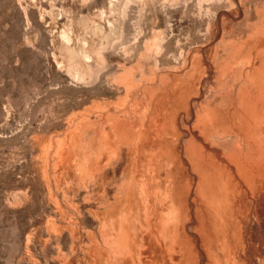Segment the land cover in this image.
Masks as SVG:
<instances>
[{
  "label": "rangeland",
  "instance_id": "rangeland-1",
  "mask_svg": "<svg viewBox=\"0 0 264 264\" xmlns=\"http://www.w3.org/2000/svg\"><path fill=\"white\" fill-rule=\"evenodd\" d=\"M104 1L105 0H0V264H112L111 262L113 261L111 262L108 261V259L113 260L112 257L109 258L110 254L108 253L106 254V261L103 256V253L100 252L102 255L100 253L98 254V251L100 249L103 250L101 248V246H103L101 235H103L104 232L108 233V238H109V241L111 242L110 244L112 248L115 246L114 245L115 242L117 244L120 241V239H123L122 238L123 236L121 235L119 236V232L121 231L120 229H122L123 231L122 235L124 234V232H126L125 237L129 233H132L131 231L133 230L134 231L132 233L133 235L129 234L127 236L128 238L127 237L125 238V240L127 239L128 243L124 240L125 243H123L124 241H122V243L119 244V248L117 245H116L117 247H115L116 249L118 248V250L122 254H124L122 256V259L115 257L116 255L114 256V250L111 251L110 246L108 247L110 248L108 249V251L110 250V252H112L111 253L112 255L110 256H114L115 259L117 260L116 262H118V263H115L114 261L113 264H120L122 262L124 264H129L128 262H126L125 255L129 254L130 252H131L130 254L132 253L134 254L133 255L134 261L133 260L132 261L135 264H139L140 262L137 263L138 262L137 259L139 258L138 253L140 251L143 253V251L145 250V247H146V250H145V253H146L147 249L149 250L153 246H156V247L159 246L160 257L164 260V262H166L167 259L168 260L172 259V261H170L171 263L167 261L166 264H172L173 261H174L173 264H187V263L192 264L193 258L194 260H195V257L196 259L198 258V260L204 259L205 253L207 254L208 253L207 251H209L208 248L211 250L212 246L210 244L211 246L210 247L207 242L208 241L213 242L217 239V237L216 238L214 237L215 233L217 235L221 232V236L219 238H222V233H224L223 232L224 229L222 227L224 223L221 224V222H223L221 221L222 220L221 218L225 217L226 214H216L214 212L207 211V212H202L204 213L202 215L200 212L199 214L200 216H196V214L198 215V213H196L195 211H192V210L188 211L185 208L183 209H173L172 208L170 209L171 211H169V208L166 205H164V207H167L165 208V210L167 209L166 211L164 210V207L162 206V209L161 207L150 209L151 211L149 212L152 213L150 215V213L147 211L149 209L146 206V204L148 205V203L146 202H148L147 196L149 192L147 190H145L146 192L144 191L145 188L142 187L143 183L142 185L140 184L141 182H143L144 179L146 180L148 177H150L148 179L162 178V180H164V177L166 176L167 172H168L167 174L169 175V171L171 167H175V168L176 166L181 167L177 164L174 166L168 163L166 167L167 169H164L163 166H165L166 164L159 159V154H160L159 152L163 148L161 146H165V142L163 141H165L167 137L168 139L170 138V141H172L171 138H173L174 142L172 143L169 142L170 144H168L167 147H169L170 150L175 152L176 150L175 149L176 148L175 139L176 138H182L181 136L183 135L186 136L188 134L189 135L195 134V133H192L193 132L192 127L194 129V124L192 125L191 122H193V120L195 119V117L193 116H195L196 113L194 109H192L191 106L188 105L189 103L188 101L192 93L195 92L196 90L189 89L187 85V83L190 84L192 80V79L190 80V76L187 78V76L190 75L191 73V71L187 69L193 68L194 72L196 71V69H198V71L200 70L199 72H197V74H202V75L200 76L196 74L197 75L196 78H201L205 76L207 71H209L208 67L210 65L208 64L211 61L209 57L210 53L208 51H204L205 53L201 51L199 49V45L206 44L208 42L209 34L213 31V28L216 26L215 21L212 19V16L210 15L211 13L209 14L205 13L206 5L204 4V2L202 1L201 6L199 7V5H197L196 0H184V1H187L188 3L192 2L189 4V6L183 0H181L182 2L179 1V4L177 3L178 0H144L145 4L142 2V4L140 3L141 5L138 4L137 6H136V3H133L132 5H130L131 7L129 6L130 9L128 8L129 12H127V15H126L128 19H126L125 17L126 21H124L125 24L123 27L124 32L127 30L126 31L127 33L125 32L124 35L126 34L125 36L129 38L128 40L126 38V41L132 42V44L126 43V45L124 46L123 45L117 46V48L119 47L118 50L117 48L116 49L113 48L109 50L107 49L106 52L108 53L110 51L111 53L109 52V54H112V55L105 53V50H104L103 56L106 55L104 56V58L106 57V61L107 60L109 61L107 62L105 61L106 63H96L94 65L95 67L94 66L92 67L91 78L87 81L82 82L81 80H77L73 78L66 71L62 70V68H60V66H58L55 61H53L52 56L55 51L54 48L57 47V45H60L63 43L66 44V42H64L65 40H61L62 38L60 39L58 38L60 31L62 32L65 29H66L65 30L66 33L68 32L67 35L69 36L72 44H78V42L80 43L79 40L83 39V36L78 34V29L82 28L84 23L90 20V17L91 18H93V16L98 17V13H93L94 11L93 8L100 9L103 6ZM183 2L186 5V7L184 4H182ZM195 3H196V6H195ZM179 5H182L183 7ZM143 6H146V7H143ZM196 7L198 8V11L199 10L201 11L198 12ZM184 8L186 10L185 12H184ZM202 10L205 12L202 13ZM142 11L144 12L142 13ZM199 13L200 14L202 13V15L200 16ZM90 14H92L93 16L92 15L90 16ZM203 14H206V15L203 16ZM211 23L214 25H212ZM207 24H210L212 26H209ZM153 28L156 30H154ZM206 29L207 31L210 29V31H208L209 33L206 31ZM135 32L136 33L138 32L136 36H135ZM164 33L165 34L167 33L166 34L168 35L167 38ZM205 33L208 35L206 36ZM76 34L79 35L81 38H79ZM132 34L134 36H132ZM158 36L163 37L162 42H163V39L165 41L169 37L171 38H169V40L166 41V45H165V42L162 43L160 54L158 53L159 56L158 54L150 55V52L148 50V45L152 41H154V39ZM133 43H134V46H133ZM130 46H133V49H131L129 52L123 53L122 47L129 48ZM188 46L192 50L191 52L189 51L190 49ZM192 46H194V48ZM163 47L164 49L166 48V50H164ZM180 49H182L184 52H182ZM113 50H114V53H113ZM133 50H135L136 52ZM197 50L199 51V53H201V54H197L200 57L196 55V52H198ZM180 51L182 53V57H180L181 55L179 56ZM140 52L143 54V55L141 54V56H143V60L145 57H147L145 58L144 61L141 60L142 58L140 57ZM186 52H188V54L191 53V55L187 56L188 62H186L184 67L182 66L185 69L184 70L180 64L182 62V58L186 57L187 55ZM194 53H195V57L197 56V58L194 57ZM134 54L137 56V58ZM169 54L171 57L169 56ZM156 55L161 58L158 59ZM173 55L175 58H173ZM152 56L154 57L156 56L157 59H155L154 57L152 58ZM107 58H110V59H107ZM123 58L125 59L127 58V60ZM179 58L181 59L179 60ZM190 58H192V60ZM221 58L223 57L221 56ZM153 59L154 61H151ZM177 59L179 61H176ZM199 59L201 60L202 63H199L200 61ZM205 59L209 61H206ZM128 60H131V61H128ZM155 60L157 61L155 62ZM195 61L198 63L197 66H199V68L198 67L195 68L197 64ZM126 62H127V65H126ZM148 62L150 64H148ZM154 62L155 64L158 62V64H156L155 66ZM204 62L205 63L207 62L206 65ZM190 63H192V66L193 65L194 66L193 67L190 66ZM136 65L138 66L136 67L138 70H140L141 67L142 69L144 68L145 70L143 69L144 70L143 71L141 69L142 72L140 73L137 70V73H136L135 68H133ZM173 65L176 68H174ZM108 66L111 67L112 69L109 68ZM120 66H122L124 70ZM154 66L156 67L155 72H154L155 69H153L155 68ZM169 66H171V68H167ZM157 67H159V70ZM161 68L163 69L160 70ZM173 68L176 70H173ZM98 69L100 70V72L103 69L102 72H105V73H102V72L100 73ZM204 69H206V71ZM109 70L113 72L109 73ZM145 71H146V74H145ZM171 71H174V72L177 71L176 74L173 72L175 76H173L174 74H172ZM179 71L181 73H179ZM98 72H99V75H98ZM162 72L164 73V75ZM169 72L171 75L170 77L168 76ZM151 73L152 74L154 73L155 75L152 78L150 77ZM186 73H189V74L186 76ZM94 75L95 77H97L98 75L97 77V80L99 79L98 81L93 80ZM123 75H126V77H122ZM140 75H142L141 78H139ZM144 77L147 79V82L146 80L143 81ZM154 77L157 79L154 80ZM166 77H168L169 79H167ZM171 77L173 79L175 78L174 81H171L173 80L171 79ZM177 77L180 79V82ZM185 77L189 80H186ZM159 78L162 81L161 80L159 81L158 80ZM112 80H114L116 83H114V81ZM88 81H90L91 83L92 81H94L95 83L93 82L94 84L91 85V83H88ZM165 81H169L168 82L169 84L173 83L174 92L173 90H171V92L168 91L169 96L167 94L166 96L164 95V93L167 92V90H169V87H168L169 84L166 88ZM181 81L183 82L188 81V82L181 83ZM154 82H156V84ZM193 82H194V79H193ZM151 83L153 85H151ZM158 83L160 84L158 85ZM163 83H165L166 89L160 88V85ZM217 83L218 84L217 85L214 84V86L215 85L218 86L220 82L218 81ZM133 84H137V89H136V85L133 86ZM174 85L177 86V89H176V86ZM184 85H187V86H184ZM128 86L130 87L133 86V87L130 89V87ZM152 86H156V87H153L152 89L154 90L151 92L152 89L149 87H152ZM124 88L126 90L129 89L128 92H126ZM144 88L147 89V91L144 90ZM148 88H149V91H148ZM158 88L161 89L162 92L159 91ZM142 91L144 93H142ZM149 92H151L150 94H153V99L155 100V101L152 100V103H150L151 105L150 104L147 105L148 103H143L145 102V100H148V98L151 99L152 95L150 96ZM155 93H159V94L161 93V94L160 95L158 94L156 96ZM154 94L156 97L154 96ZM147 95H148V98H147ZM174 96L175 98H178V99L180 98V100L176 99V101L173 102ZM170 97H172V99ZM167 98L169 100L171 99V103L169 102ZM141 101L143 105L145 104L147 105V106L145 105L146 109L144 108V106H140ZM148 102L150 101L148 100ZM130 105L131 107H129ZM159 105L160 107H158ZM136 106L137 107L140 106L141 108L142 107L143 108L140 110L139 109L140 107L137 109ZM148 106L149 108L152 107V109H154L156 114L151 113L153 110L152 109L148 110L147 109ZM169 106L171 107L170 108L171 110H169L168 112V109H165V108L166 107L169 108ZM172 106L174 107V109L172 108ZM154 107H157V108H154ZM130 108H132L133 110L132 109L130 110ZM158 109L161 111V112L159 111L160 114L158 112ZM137 110L140 111L139 114L142 116L141 117L142 119L140 118V115H139L137 119L139 123L133 122V126L136 128L133 127L130 129L129 127H131L130 123L132 122L131 119L133 117V116L131 117L133 113L131 114L130 111L131 112L134 111L135 112L134 115H135L138 113ZM164 110H167L168 114ZM150 114L151 115L153 114L152 116H154V118L156 119L150 120L151 119ZM176 114H179V115H176ZM146 115L149 117H147ZM155 115L157 117H155ZM175 115L177 117V118L175 117L176 120L173 117ZM116 116L118 117L117 119H120L121 117H123L121 120L123 122L125 121V123H127L128 121L127 123L128 126H126L127 124L125 126L128 129L127 130L128 133H130L131 131L129 135L125 133V135L122 138V142L119 140V137L116 132L112 134L111 132L110 133L107 132L108 130L112 131L110 129L115 130V127L113 125L116 124V121H117ZM146 117H147V122H146ZM165 117L166 119L171 118L170 121H175V122L166 121ZM110 118H114L115 120L110 119ZM161 118H163L165 121ZM185 118H188V119L190 118L189 119L190 122L187 119H186L187 120L186 122ZM81 119L82 121H79ZM180 119L182 120V122ZM87 121L88 123H86ZM149 121H150V124L151 123H155V124L153 125L151 124L152 125L151 126L148 124ZM179 121L181 123H179ZM109 123H112L113 125L112 124L110 125ZM135 123L138 125V127L136 126ZM143 123H145L143 126L148 124L149 129L147 128L146 130V126L144 127L145 129L141 127ZM162 123H163V127L165 126L164 129L168 127L166 128L167 132H163L166 135V136L164 135V138H163L165 140L161 139L162 134L160 135V132H159L162 130V127H161ZM167 123H169L168 124L169 126H167ZM171 123L177 124V127H176L178 129L177 133L179 132V129L181 133L177 134L175 132L177 130L176 128L172 130L171 128L175 126L173 125L172 127L171 125L170 127ZM90 124H92L91 126L94 128L96 126H97L96 128L101 126L98 129L95 128L97 132L99 131L98 132L99 136L97 135V132H95V129L94 128L92 129L90 127ZM186 124L188 125V128L186 127L187 126ZM86 125H88L89 127V129L87 130H86L87 128ZM108 125L110 127H108ZM139 126L141 127L143 131V132L141 131L142 133H140L139 131L141 129L137 130L138 133L136 131V129L139 128ZM157 127H159L160 129ZM154 129L156 131H154ZM187 129L190 130L189 133H187L188 132ZM101 130L102 132L103 130H105L106 133L103 132L104 133L103 134ZM153 132H156V133L159 132V135H160L159 138L161 140H159L158 136L156 137V133L152 134ZM182 132H183V135H181ZM108 133L109 135H107ZM173 133H176V134H173ZM105 134H106V137L108 136V142H107V139H104L106 138L104 137ZM110 135H112L113 137L112 136L110 137ZM147 135L149 138L147 137ZM114 136L115 137L117 136V138H114ZM140 137L141 139H144L145 141L141 140ZM155 137L158 139H156ZM109 138H113L111 140H116V142L114 141L115 142L114 143ZM128 139L131 141H129ZM136 140L137 141L139 140V141L136 143L135 142ZM109 141L111 143H109ZM141 141H143V143ZM146 141H148L147 144L145 143ZM104 142H107L109 144H105ZM149 143H151V145ZM116 144H117V147H115ZM133 144L135 147L133 146ZM157 145L159 146V148H161L160 150L157 149L158 147ZM113 147L116 149H114ZM150 147L152 148V150L150 149ZM142 148L143 150L147 148L145 149L146 151L144 150V153L141 152L143 150L140 151V149ZM148 150L149 151L151 150V151L147 152ZM128 151L131 153H129ZM137 151L139 153H137ZM91 152H92V155H91ZM115 153L116 155H114ZM136 154L137 156H135ZM142 155L143 156L146 155V157L145 156L141 157ZM153 155L155 159L158 158V162H156L157 160H155L154 158L153 159L151 158L153 157ZM107 156H109V158ZM111 156H112V159H114L112 161L110 158ZM116 156H118V158ZM86 157L87 158L89 157V159L88 160L85 159ZM148 159L151 162H148L149 161ZM79 160H81L82 162H79ZM143 160L145 162L142 164L144 166L146 164L147 166L150 163L148 167L150 166L149 168H151L153 166L152 169L149 170L147 167L146 168L143 167L142 164H141L142 166L141 167L139 164L143 162ZM153 160L156 162V164ZM135 162H136V165H135ZM159 162L161 165L163 164L162 166L163 169H161L162 168L161 165L158 164ZM78 163L80 164V166ZM75 164L76 166L72 167ZM77 165L79 168H77ZM103 165H108V166H103ZM184 165H185V162H184ZM186 165L184 166L185 169H186ZM86 166H87V169H86ZM154 166L155 167L159 166L160 168L159 167L154 168ZM187 166H190V165L188 164ZM132 167H133V170H131ZM74 168H77L78 170L80 169V171H78L79 173L76 172V169ZM142 168L148 169L149 170L148 172H150L149 173L150 176L148 175V173H146V171L143 172L145 169L141 170ZM73 170H75V172ZM135 170L136 172L132 173V171H135ZM153 170H157V171H153ZM159 171H161L162 173ZM140 173H143V176H141ZM168 175L167 177H165L166 179L168 178ZM133 177L134 178L136 177V179L133 180ZM124 180H126V182ZM86 181L88 183H86ZM130 182H133V183H130ZM125 183H126V186H124ZM106 186L108 187V189ZM165 188H166L165 185H161L160 187L154 189L155 191L158 192L157 194L158 196L160 195L159 198L161 197L160 199L162 200H166V194H167L166 189L167 188L166 189ZM107 190L109 192H107ZM185 191L181 193L183 200H185L186 197L189 196L188 192H185ZM103 192L107 196L105 195L103 197L104 195ZM143 192L145 195L147 193L146 197H143L145 196L143 195ZM127 195L130 198L128 197L126 199ZM90 197H91V200H90ZM66 198H68L67 201H66ZM132 198H134V201L132 200ZM101 200H104L105 203L108 200L107 202L109 203H106L105 205L104 201H101ZM116 200H117V203H116ZM64 201L67 203V205L66 203H64ZM101 202H103L102 204H104V206H101L102 205ZM163 203H165V201H163ZM111 204L114 206H112ZM105 207H106V210H105ZM122 207L124 208L126 207L125 210H123L124 208L122 209ZM129 210L132 213V215L129 214L130 213ZM168 212H171V213L168 214ZM175 212L177 213L175 214ZM125 213L129 214V215L126 214L127 216H125L126 221L128 223H126L124 219H123L124 221L122 220L123 218L122 216ZM137 213H138V216H137ZM145 213L146 214L148 213L147 217L152 216V218L150 219L149 217L148 220L146 221L147 217H145L146 216ZM177 214H180V215H177ZM209 214L212 219L209 217ZM156 215L158 216V218L156 217ZM172 215L174 216L176 215L177 217L174 218V216ZM128 216L129 217L131 216L130 219L128 218ZM187 216L192 217V219L190 218V221H188L189 217L187 218ZM201 216H203V218ZM167 217L170 219L169 221L171 222V224L172 222L174 223L173 225L170 226L169 225L170 223L168 222V225H167L168 228L170 227V230H169V233H171L170 239L173 237V234H175V237L172 238L173 239L172 242L168 238L169 233L166 234L168 230L165 229V227H163L162 225L163 223H166L165 219L167 221ZM156 218L157 220L160 219L159 220L160 224L159 222H157ZM161 218L163 219L161 220ZM197 218L198 219L200 218L202 220L199 219L200 221L199 220L196 221ZM175 219L178 221L177 223ZM204 219L206 221L205 223H203ZM213 219L215 220L214 223L212 221ZM141 220L143 224L142 222L140 224ZM111 221H113L114 223ZM120 221L121 223H124V226L123 224L120 223ZM185 221L189 222L187 223L188 225L186 224ZM191 222H192V225H191ZM47 223L48 225H46ZM146 223L149 227L146 225ZM178 223L179 225H182L184 229L181 228L179 225H177ZM196 223H198L200 229H203L204 226L206 228V230L205 228L203 230V232L205 231V234L201 233V236L203 235L205 238H207L208 234H211L212 231L215 232V233L213 232L214 235L212 233L207 238L208 240H205L203 236L202 237H200V235L198 236L197 234H199L201 230L198 229L199 228L197 227L198 225L195 226ZM216 223H218V225ZM119 224L121 226H119ZM106 225H108V227H106ZM128 225L130 226V229H128L129 228ZM141 225H144V226H141ZM159 225L163 228L160 229ZM202 225H203V228H201ZM112 226H115V228ZM139 226L142 227L143 229L139 228ZM154 226H156L155 231H154ZM212 226H218L215 228H218L219 231L213 228ZM110 227H112L113 229L112 228L110 229ZM104 228L105 229L107 228L109 232H107V229L105 230ZM123 228H126V229L123 230ZM175 228L181 231H177L175 233L176 231ZM146 229H148V232ZM185 229H186V233H188L187 235H183L185 233L184 232ZM196 229L197 231H199V233L198 232L196 233V231H194ZM101 230L103 232H101ZM113 230L115 233H118V234H115V233L113 234ZM135 230L137 231V233L135 232ZM161 231L164 232L163 236L160 235ZM109 233H112L113 235L116 236V238H114L115 240L112 238L113 236L111 237V239H113L114 242L113 240L110 239V236H109L112 234H109ZM134 235H136L137 237H135ZM140 235H142L143 238ZM160 236L163 238L161 239ZM154 238H156V240ZM186 238H188L191 241V243ZM140 239H142L143 244ZM144 239L146 241H143ZM198 239H201V241H206V246L204 244L205 242L202 243ZM134 240L136 241L134 242ZM173 241H175V243H173ZM148 242L152 246L148 245ZM165 242L166 243L169 242V244L168 243L164 244ZM170 242L172 245L170 244ZM200 242H201V245H200ZM121 244H122V247L120 246ZM139 244H140V247L143 245L142 247L144 248L142 247H141L142 249L138 248ZM190 244L192 247L189 246ZM169 245H171L172 247ZM179 245L180 247H178ZM183 245H184L183 250L186 251V249H188L189 252L188 251L182 252L181 246L183 247ZM123 246L124 247L129 246L130 249H128V247L126 249L130 250V252L124 249ZM133 246H136V247H133ZM204 246L207 248H204ZM162 247H164L165 249ZM193 247H196V248H193ZM122 249L124 251H122ZM177 249L179 253L181 252V254L182 255L184 254L185 256L183 255L181 257V254L177 252ZM190 249H193V251L195 249V252L192 253L191 252L192 250ZM202 249L204 251H202ZM118 250L117 252H119ZM197 251L200 254L198 253L196 254ZM117 252L115 251V254H117L118 256ZM167 252L168 254L169 253L170 254L168 255ZM172 252H174L175 254L177 253V255L173 254ZM121 253L120 255H122ZM190 253L196 256L191 255ZM168 256L169 257L171 256V258H169ZM180 257L184 258L185 260L181 259ZM187 257L189 258L191 257V258L187 259ZM120 260L121 261L123 260V261L121 262ZM175 260L176 261L178 260L179 262L177 261L178 263H176ZM181 260H183V262H181ZM103 262H108V263H103Z\"/></svg>",
  "mask_w": 264,
  "mask_h": 264
},
{
  "label": "bare ground",
  "instance_id": "bare-ground-1",
  "mask_svg": "<svg viewBox=\"0 0 264 264\" xmlns=\"http://www.w3.org/2000/svg\"><path fill=\"white\" fill-rule=\"evenodd\" d=\"M179 1L182 2L181 0H178V4H179ZM184 1V0H183ZM197 1V5H199V7L201 6L202 4V1L204 2V4L206 5V9L205 11L202 10V13L205 12L207 14L211 13L210 15L212 16V19L215 21V27L213 28V31L209 34V39H208V42L206 44H202V45H199V49L201 51H208L210 54V62L208 65H210L208 68H209V71H207L206 75L201 77V78H196L197 75H202V74H197L198 69H196V73L193 71L194 69L193 68H190V69H187L189 71H191L190 75H188L189 73H186V76L187 78L190 76V84L187 83L189 89H195L196 91L192 93L191 97L189 98V103L188 105L191 106L192 109H194L195 111V121L193 119V122H191V124L193 125L194 124V129L192 127V130L193 132L192 133H195L194 135L192 134H188L186 136L183 135V132L181 135L182 138H176L175 141H176V145H175V152H173L172 150H170L168 146V144L174 142L173 138L172 141H170V138L165 140L163 139L164 138V135L165 133L163 132H167V129L168 127H166L164 129L163 127V123H162V130L159 131L160 132V135H161V139L162 140H165L163 142H165V146H161L163 147L162 150L159 152V150L161 148H159V144L160 142H158L157 144V149L158 152L160 153L159 154V159L164 162L165 166H163V164L161 165L160 162L158 163L159 165H161V167L163 166L164 169H167V164L170 163L171 165H179L181 167H178L176 166L175 167H171L170 168V171H169V175L166 173V176L168 175V178L166 179L164 177V180H162V178H159V179H148L150 177H148L145 181L143 180V182H141L140 184L142 185L143 183V186L145 190H147L149 192L148 196H147V193L146 195L144 194L143 192V197H148V205L146 204V206L148 207L149 210H147L148 212L151 211L150 209H155V208H158V207H161L162 209V206L164 207V205H166L168 208H169V211H171L170 209H187L188 211L192 210V211H195L196 213H198V215L196 214V216H200V212H201V215L204 214L202 212H207V211H211V212H214L216 214H226L225 217H222L221 221V224L224 223V225L222 226L223 227V232L222 233V238H219L221 236V232L219 234L216 235V233L214 231H212V233L214 232L215 233V238L217 237V239L215 241H211V242H207L210 246L211 244V250L208 248L209 251H207L208 253L206 254L205 253V258L204 259H200L198 260V258L196 259L195 257V260L193 258V261H192V264H264V0H196ZM142 2L144 3V0H105L104 1V4L103 6L100 8V9H97V8H93L94 11L93 13H98V17H95L93 16L92 14H90V16L92 15L93 18L90 17V20L86 23H84L83 27L78 29V34L79 35H82L83 36V39H80L81 38L79 35H77L79 38L78 40L80 41V43L78 42V44H72L71 41H70V38L69 36L67 35L68 32L66 33V29L63 30L62 32L60 31V34H59V39L62 38L61 40H65L64 42H66V44H60V45H57V47L54 48V53H53V61H55L57 63L58 66H60V68H62V70L66 71L69 75H71L73 78L77 79V80H81L82 82L83 81H87L91 78L92 76V67L96 64V63H106V57L104 58V55L103 56V51L105 50V53H107V49H113V48H117V46H124L127 44H132V42H128L126 41V34L124 35V33L127 31H123V27H124V21H126V19H128L126 17L127 15V12L128 11V8L130 9V5H132L133 3H136V6L139 4L141 5ZM167 2V1H166ZM174 2V1H173ZM185 3H187V5L189 6L190 3H188L187 1H184ZM184 2L182 4H184ZM194 2V1H193ZM207 2V3H205ZM141 3V4H140ZM176 3V1H175ZM145 4V3H144ZM66 5V4H65ZM154 5V4H153ZM185 5V4H184ZM67 6V5H66ZM130 6V7H129ZM179 6H182V5H179ZM195 6H196V3H195ZM194 6V7H195ZM143 7H146V6H143ZM183 7V6H182ZM186 7V5H185ZM215 7V8H214ZM69 8V7H67ZM142 8V7H141ZM197 8V7H196ZM221 8V9H219ZM144 9V8H143ZM147 9V8H146ZM187 9V8H186ZM204 9V8H203ZM67 10V9H66ZM65 10V11H66ZM138 11V10H137ZM185 8H184V12H185ZM197 11H198V8H197ZM201 11V10H199ZM198 11V12H199ZM67 12V11H66ZM144 11H142L143 13ZM70 13V12H69ZM202 13L200 14V16L202 15ZM132 15V14H131ZM206 15V14H203V16ZM69 16V15H68ZM142 16V14H141ZM126 17V19H125ZM144 17V16H143ZM142 17V18H143ZM199 17V15H198ZM206 18V17H205ZM208 19V18H207ZM141 20V19H140ZM212 21V20H211ZM69 22V21H68ZM210 22V20H209ZM208 23V22H207ZM71 24V23H70ZM127 24V22H126ZM134 24V23H133ZM136 24V23H135ZM158 24V23H157ZM212 24V23H211ZM209 26H212L210 24H207ZM73 26V25H72ZM135 26V25H134ZM170 26V25H168ZM64 27V25H63ZM207 27V26H206ZM205 27V28H206ZM72 28V27H71ZM78 28V27H77ZM155 28V27H154ZM153 28V29H154ZM73 29V28H72ZM71 29V30H72ZM125 29V28H124ZM136 29V28H135ZM166 29V28H165ZM61 30V29H60ZM140 30V29H139ZM156 30V29H154ZM68 31V30H67ZM137 31V30H135ZM207 31V29H206ZM210 31V29L208 30ZM207 31V32H208ZM140 32V31H139ZM161 32V31H160ZM163 32V31H162ZM166 32V31H165ZM206 32V33H207ZM70 33V32H69ZM127 33V32H126ZM138 33V32H137ZM137 33L135 32V36L137 35ZM168 33V32H167ZM166 33V34H167ZM200 33V32H199ZM205 33V34H206ZM209 33V32H208ZM165 34V33H164ZM165 34V35H166ZM203 34V35H205ZM56 35V34H55ZM159 35V34H158ZM164 35V36H165ZM208 34H206L207 36ZM129 36V35H128ZM132 36H134L132 34ZM139 36V34H138ZM137 36V37H138ZM162 36V35H161ZM161 36H158L154 39V41H152L149 45H148V50L150 52V55L152 54H160V50L162 48V43L165 42V45H166V41L169 40V37L167 40L164 41L163 39V42H162V38ZM168 35H166V38H167ZM201 36V35H200ZM199 36V37H200ZM75 37V36H74ZM136 37V38H137ZM133 38V37H132ZM146 38V37H145ZM129 38H127L128 40ZM206 39V38H205ZM77 40V41H78ZM138 41V40H137ZM205 41V40H204ZM62 43V42H61ZM137 43V42H136ZM177 43V42H176ZM205 43V42H204ZM59 44V43H58ZM186 44V43H185ZM189 44V43H188ZM145 45V44H144ZM169 45V44H168ZM56 46V45H55ZM133 46H134V43H133ZM133 46H130L129 48L128 47H122V50H123V53L124 52H129L131 49H133ZM138 46V45H137ZM136 46V47H137ZM186 46V45H185ZM184 46V47H185ZM197 46V45H196ZM132 47V48H131ZM189 47V46H188ZM194 48V46H192ZM119 48V47H118ZM117 48V50H118ZM192 48V49H193ZM164 49V47H163ZM162 49V51H163ZM183 49V48H182ZM182 49H180L182 52H184ZM190 49V47H189ZM121 50V49H120ZM166 50V48L164 49ZM112 51V50H111ZM135 51V50H133ZM138 51V50H137ZM141 51V49H140ZM173 51V50H172ZM180 51V53H181ZM190 52L192 51L191 49L189 50ZM196 51V50H194ZM198 51V50H197ZM110 52V51H109ZM109 52L107 54H109ZM136 52V51H135ZM111 53V52H110ZM113 53H114V50H113ZM164 53V52H163ZM162 53V54H163ZM167 53V52H166ZM179 53V56L182 57V53L180 54ZM205 53V52H204ZM119 54V53H118ZM138 54V53H137ZM141 52H140V57L142 58L141 60H143V56H141ZM158 54V56H159ZM174 54V53H173ZM186 57H183L182 58V62L181 64V67L185 66L186 62L187 61V56L188 55H191L188 54V52H186ZM197 54H201L198 52H196V55ZM109 55H112V54H109ZM115 55V54H114ZM121 55V54H120ZM135 55V54H134ZM143 55V54H142ZM148 55V54H146ZM149 55V56H150ZM172 55V53H171ZM175 55V54H174ZM173 55V58H175ZM184 55V54H183ZM193 55V54H192ZM205 55V54H204ZM136 56V55H135ZM145 56V55H144ZM157 56V55H156ZM154 57L152 56V58L154 57L155 59H157V57ZM170 56V54H169ZM198 57H200L199 55H197ZM197 56L195 57V53H194V57L197 58ZM221 56L223 58H221ZM125 57V56H124ZM128 57V56H127ZM133 57V55H132ZM139 57V59H140ZM171 57V56H170ZM202 57V56H201ZM129 58V57H128ZM137 58V56H136ZM161 58V57H158V59ZM165 58V57H164ZM204 58V56H203ZM107 59H110V58H107ZM125 59V58H123ZM168 59V57H167ZM166 59V60H167ZM170 59V58H169ZM181 58H179L180 60ZM189 59V58H188ZM192 60V58H190ZM201 59V58H200ZM199 59V60H200ZM208 59V57H207ZM127 60V58L125 59ZM148 60V59H146ZM175 60V59H173ZM178 59L176 61H179ZM206 60V59H205ZM106 61V62H105ZM128 61H131V60H128ZM140 61V60H139ZM151 61H154L151 60ZM150 61V62H151ZM157 60H155L156 62ZM170 61V60H169ZM198 61V60H197ZM203 61V60H202ZM206 61H209V60H206ZM133 62V61H132ZM141 62V61H140ZM154 62V64H155ZM163 62V61H162ZM196 62V61H195ZM142 63V62H141ZM160 63V62H159ZM177 63V62H176ZM193 63V61H192ZM192 63H190V66H192ZM197 63V62H196ZM199 63H202L201 60L199 61ZM205 63V62H204ZM207 63V62H206ZM205 63V65H206ZM119 64V62H118ZM125 64V63H124ZM123 64V65H124ZM147 64V62H146ZM148 64H150L148 62ZM158 64V62L156 63ZM155 64V66H156ZM54 65V64H53ZM121 65V64H120ZM126 65H127V62H126ZM160 65V64H159ZM162 65V64H161ZM198 63L196 64L195 68L199 66H197ZM107 66V65H106ZM105 66V67H106ZM125 66V65H124ZM154 66V67H155ZM174 66V65H173ZM172 66V67H173ZM178 66V65H176ZM194 66V65H193ZM192 66V67H193ZM201 66V65H200ZM203 66V65H202ZM95 67V66H94ZM103 67V66H102ZM109 67V66H108ZM107 67V68H108ZM114 67V66H112ZM119 67V65H118ZM121 68H123L122 66H120ZM138 67L137 65L133 68H135L136 70V73H137V68ZM182 67V68H183ZM97 68V66H96ZM100 68V67H99ZM104 68V67H103ZM111 68V67H109ZM120 68V69H121ZM126 68V67H125ZM128 68V67H127ZM149 68V67H148ZM151 68V67H150ZM153 68V67H152ZM158 70H159V67H157ZM167 68H171V66L167 67ZM174 68H176L174 66ZM173 70H176L174 69ZM178 68V67H177ZM180 68V67H179ZM187 68V67H185ZM205 68V67H204ZM105 69V68H104ZM112 69V68H111ZM114 69V68H113ZM119 69V68H118ZM140 69V68H139ZM142 69V67H141ZM140 70H138V72H142ZM144 69V68H143ZM142 69V70H143ZM155 69L154 72L156 71V67L153 68ZM163 68H161L160 70H162ZM184 69V68H183ZM181 69V70H183ZM107 70V69H106ZM117 70V69H116ZM124 70V68H123ZM145 70V69H144ZM143 70V71H144ZM157 70V71H158ZM169 70V69H167ZM166 70V71H167ZM171 70V69H170ZM180 70V71H181ZM185 70V69H184ZM206 71V69H204ZM208 70V69H207ZM98 71L100 72V70L98 69ZM103 71V69H102ZM101 71V72H102ZM151 71V69H150ZM179 71V73H181ZM203 71V70H202ZM99 72H98V75H99ZM100 72V73H101ZM108 72V71H107ZM113 71L109 70V73H112ZM149 72V71H147ZM164 72V71H163ZM162 72V73H163ZM168 72V71H167ZM171 71L172 74H176L177 71ZM187 72V71H186ZM102 73H105V72H102ZM126 73V71H125ZM138 73V74H139ZM203 73V72H201ZM135 74V73H134ZM145 74H146V71H145ZM157 74V73H156ZM175 74L173 76H175ZM197 74V75H196ZM97 75V77H98ZM102 75V74H101ZM105 75V74H103ZM107 75V74H106ZM110 75V74H109ZM122 75V74H121ZM143 75V74H142ZM139 78H141V76ZM149 75V74H148ZM164 75V73H163ZM184 75V74H182ZM134 76V75H133ZM154 75V73L150 74V77L152 78ZM169 77L171 76L170 75V72H169ZM97 77H95L94 75V78L93 80L95 81H98L97 80ZM101 77V76H100ZM99 77V78H100ZM111 77V76H110ZM109 77V78H110ZM122 77H126V75H123ZM181 77V76H179ZM184 77V76H183ZM195 77V78H194ZM104 78V76H103ZM108 78V79H109ZM167 79H169L168 77H166ZM178 78V77H177ZM186 78V77H185ZM186 80H189L187 79ZM209 78V80H208ZM114 79V78H113ZM124 79V78H123ZM135 79V78H134ZM143 79V78H142ZM157 79L154 77V80ZM163 79V77H162ZM165 79V78H164ZM171 79H173L171 77ZM175 79V78H174ZM171 80V81H174ZM179 79V78H178ZM184 79V78H183ZM193 79H194V82H193ZM76 80V81H77ZM115 80V79H114ZM112 80V81H114ZM129 80V79H128ZM138 80V79H137ZM147 82V79L144 77V80ZM151 80V79H150ZM159 81L161 80L160 78L158 79ZM166 80V79H165ZM111 81V82H112ZM125 81V80H124ZM139 81V80H138ZM152 81V80H151ZM162 81V80H161ZM164 81V80H163ZM177 81V80H176ZM175 81V82H176ZM220 82L218 86H216L218 83L217 82ZM78 82V81H77ZM94 81H92V83L90 81H88V83H93ZM108 82V81H107ZM123 82V81H122ZM128 82V81H127ZM140 82V81H139ZM149 82V81H148ZM169 81H165L166 83V88L168 86V83ZM179 82H180V79H179ZM188 82V81H186ZM185 81H181V83H186ZM87 83V85H88ZM102 83V82H101ZM113 83V82H112ZM114 83H116L114 81ZM137 83V82H135ZM141 83V82H140ZM156 84V82H154ZM165 83L161 84L160 85V88H165ZM180 83V84H181ZM83 84V83H81ZM119 84V83H117ZM124 84V83H123ZM128 84V83H126ZM146 84V83H145ZM144 84V85H145ZM148 84V83H147ZM160 83H158L159 85ZM171 84V85H170ZM169 84V90H167V92L164 93V95L166 96V94L169 96V92H171V90H173L174 92V88H173V83H170ZM178 84V83H177ZM192 84V85H191ZM214 84H216L214 86ZM86 85V84H84ZM136 85V89H137V84H133V86ZM139 85V83H138ZM142 85V84H141ZM151 85H153L151 83ZM164 87H163V86ZM187 85H184V86H187ZM90 86V84H89ZM102 86V85H101ZM133 86H128L130 87V89L133 87ZM150 86V85H149ZM157 86V85H156ZM156 86H152V87H149V88H153V87H156ZM176 86V85H174ZM142 87V86H140ZM139 87V88H140ZM146 87V86H145ZM126 88V86H125ZM124 88V89H125ZM135 88V87H134ZM133 88V89H134ZM149 88H148V91H149ZM184 88V87H183ZM132 89V90H133ZM176 89H177V86H176ZM126 90V89H125ZM129 89L126 90V92H128ZM131 90V91H132ZM144 90L147 91V89L144 88ZM154 89L151 90V92L153 91ZM159 91H161V89L158 88ZM186 90V89H185ZM130 91V92H131ZM135 91V90H134ZM140 91V89H139ZM169 91V92H168ZM149 92V94L151 93ZM156 92V90H155ZM162 92V91H161ZM172 92V93H173ZM177 92V91H176ZM142 93H144L142 91ZM156 96L159 94V93H155ZM154 94V96H155ZM161 94V93H160ZM159 94V95H160ZM152 95V96H151ZM172 95V94H171ZM143 96V95H141ZM151 96V99L148 98V95H147V98L150 102H148V100H145V102L143 103H148L147 105H149L150 103H152V100L153 99V94H150ZM155 96V97H156ZM164 96V97H165ZM167 96V97H168ZM183 96V94H182ZM190 96V94H189ZM130 97V96H129ZM138 97V96H137ZM145 97V96H144ZM154 97V98H155ZM160 97V96H158ZM163 98V97H162ZM172 99V97H170ZM160 99V98H159ZM168 99V98H167ZM171 99L169 100V102L171 103ZM176 99L178 98H173V102L176 101ZM135 100V99H134ZM167 100V102H168ZM180 100V98L178 99ZM155 101V100H154ZM158 101V100H157ZM183 101V99H182ZM142 101H141V104L140 106H144V108L146 109V106L143 105ZM157 103V102H156ZM184 103V102H183ZM135 105V104H133ZM132 105V106H133ZM151 105V104H150ZM153 105V104H152ZM158 105V104H157ZM169 105V104H167ZM172 105V104H171ZM176 105V104H175ZM140 106H136L137 109L140 107ZM131 107V105L129 106ZM128 107V108H129ZM135 107V109H136ZM160 107V105L158 106ZM168 107V106H167ZM165 108V109H168V112L169 110H171L170 106L169 108ZM143 108V107H142ZM141 107L139 108L140 110L142 109ZM154 108H157V107H154ZM172 108L174 109V107L172 106ZM188 108V107H187ZM124 109V108H123ZM132 108H130L131 110ZM134 109V110H135ZM147 109H152L149 108V106L147 107ZM164 109V108H163ZM172 109V110H173ZM115 110V109H114ZM133 110V109H132ZM154 111V109H152ZM182 110V109H181ZM185 110V109H184ZM190 110V109H189ZM151 112V113H154L156 114V112ZM160 110L158 109V112ZM166 111L167 113V110H164ZM163 111V112H164ZM176 111V110H175ZM174 111V112H175ZM104 112V111H103ZM112 112V111H111ZM115 112V111H114ZM119 112V111H118ZM127 112V110H126ZM137 114L134 115V111L130 113L133 115H131L132 119H136L135 121L132 120L131 118V123H130V126L129 127L130 129L133 128V122H138L137 119L139 117V113L140 111L137 110ZM142 112V111H141ZM146 112V111H144ZM161 112V111H160ZM159 112V114H160ZM189 112V111H188ZM109 113V112H108ZM121 113V112H120ZM148 113V112H147ZM165 113V114H166ZM127 114V113H125ZM143 114V113H142ZM162 114V113H161ZM164 114V115H165ZM168 114V113H167ZM175 114V113H174ZM184 114V113H183ZM188 114V113H187ZM186 114V116H187ZM204 114V115H203ZM138 115V116H136ZM151 115V114H150ZM153 115V114H152ZM150 116V120L152 119H156L154 118V116ZM176 115H179V114H176ZM175 116L174 119H175ZM182 115V114H181ZM107 116V115H106ZM120 116V115H119ZM147 116V115H146ZM162 116V115H160ZM169 116V115H168ZM89 117V116H88ZM128 117V116H127ZM142 116L140 115V118ZM149 117V116H147ZM147 117H146V122H147ZM153 117V118H152ZM155 117H157L155 115ZM167 117V115H166ZM165 117V120L166 121H170V119H166ZM115 118V117H114ZM114 118H110V119H114ZM118 117L116 116V124L113 125L112 123H109L110 125L112 124L114 127H115V130L113 129H110L112 131H107V132H111L112 133H117L118 137H119V140L122 142V138L123 136L125 135V133H127L128 135L131 133H128L127 132V128L126 126H128V121L127 123H125V121L123 122L121 119L123 117H121L120 119H117ZM159 118V117H158ZM157 118V119H158ZM177 118V117H176ZM184 118V117H183ZM182 118V119H183ZM84 119V118H83ZM86 119V118H85ZM126 119V118H124ZM129 119V121H130ZM142 119V118H141ZM163 119V118H161ZM160 119V120H161ZM173 119V118H172ZM173 119V120H174ZM189 121L188 118H185V121L187 122V120ZM115 120V119H114ZM121 120V121H120ZM164 120V119H163ZM162 120V121H163ZM164 120V121H165ZM176 120V119H175ZM181 120V119H180ZM79 121H82L79 120ZM109 121V120H108ZM145 121V119H144ZM143 121V122H144ZM90 122V121H89ZM141 122V121H140ZM154 122V121H153ZM157 122V121H156ZM170 122H175V121H170ZM169 122V123H170ZM182 122V120H181ZM179 121V123H181ZM190 122V121H189ZM77 123V122H76ZM88 123V121L86 122ZM98 123V122H97ZM135 123V124H136ZM139 123V122H138ZM167 123V126H169ZM79 124V122H78ZM102 124V123H101ZM127 124V125H126ZM145 123L142 124L141 127H145L146 126V130L147 128L149 129V125H153L155 123H151L150 124V121L147 125L143 126ZM157 124V123H156ZM161 124V123H160ZM165 124V123H164ZM183 124V123H182ZM76 125V124H75ZM85 125V124H84ZM92 124H90V127L93 129L94 127L91 126ZM100 125V124H99ZM126 125V126H125ZM151 125V126H152ZM173 127V125L175 127L171 128L172 130H174V128L177 127V124H170V127ZM179 125V124H178ZM187 125V124H186ZM191 125V126H192ZM105 126V125H104ZM136 126L138 127V125L136 124ZM148 126V127H147ZM150 126V127H151ZM181 126V125H180ZM185 126V125H184ZM86 130L89 129L88 125H86ZM97 127V126H96ZM95 127V128H96ZM101 127V126H99ZM98 127V128H99ZM108 127H110L108 125ZM107 127V128H108ZM141 127L139 126V128L136 129V131L138 129H141ZM160 127V126H159ZM157 127V128H159ZM160 127V128H161ZM188 128V125L186 126ZM94 128V129H95ZM96 128V129H98ZM126 128V129H125ZM136 128V127H134ZM159 128V129H160ZM181 128V127H180ZM185 128V127H184ZM95 129V132H97ZM103 129V128H102ZM106 129V128H105ZM145 129V128H144ZM151 129V128H150ZM164 129V131H163ZM177 129V128H176ZM183 129V128H182ZM166 130V131H165ZM169 130V129H168ZM184 130V129H183ZM188 130V129H187ZM135 131V132H136ZM140 133H142V129L139 130ZM142 131V132H141ZM154 131H156L154 129ZM171 131V130H170ZM178 129L175 131L177 133ZM182 131V130H181ZM186 131V129H185ZM190 130H188L187 133H189ZM81 132V131H80ZM99 132V131H98ZM97 132V135L99 136ZM102 132V130H101ZM104 133L105 130H103ZM102 132V133H103ZM150 132V131H149ZM159 132L156 133V132H153L152 134H155L156 133V137L158 136L159 138ZM162 132V133H161ZM83 133V132H82ZM103 133V134H104ZM109 133L107 135H109ZM138 133V131H137ZM176 133H173V134H176ZM181 133L180 132V129H179V132L177 134ZM134 134V133H133ZM151 134V133H150ZM151 134V135H152ZM186 134V133H185ZM101 135V134H100ZM114 135V134H113ZM140 135V134H139ZM138 135V136H139ZM146 135V134H145ZM172 135V134H171ZM97 136V137H98ZM112 135H110L111 137ZM131 136V135H130ZM129 136V137H130ZM155 136V135H154ZM166 136V135H165ZM169 136V135H168ZM104 137H106V134L104 135ZM113 137V136H112ZM128 137V138H129ZM148 137V135H147ZM151 137V136H150ZM155 137V138H156ZM170 137V136H169ZM173 137V136H172ZM178 137V136H177ZM84 138V137H83ZM114 138H117V136ZM137 138V137H136ZM143 138V137H142ZM149 138V137H148ZM156 138V139H158ZM104 139H107V142H108V136ZM110 140L113 139V138H109ZM127 139V138H126ZM139 139V138H138ZM141 139V137H140ZM159 138V140H161ZM124 140V139H123ZM129 140V139H128ZM141 140H144V139H141ZM111 141H115L116 140H111ZM131 141V140H129ZM139 141V140H138ZM137 140L135 141L136 143L138 142ZM145 141V140H144ZM149 141V140H148ZM146 141L145 143L147 144ZM83 142V141H82ZM81 142V143H82ZM89 142V141H88ZM107 142H104L105 144H109L111 143L109 141V143ZM112 142V144H113ZM114 142V143H115ZM143 143V141H141ZM170 142V143H169ZM63 143V142H62ZM84 143V142H83ZM126 143V142H124ZM130 143V142H129ZM141 143V144H142ZM153 143V142H152ZM155 143V142H154ZM80 144V143H79ZM151 145V143H149ZM85 145V144H84ZM83 145V146H84ZM136 145V144H135ZM78 146V145H77ZM114 146V145H113ZM134 146V144H133ZM139 146V145H137ZM143 146V145H142ZM148 146V145H147ZM117 147V144L116 146ZM119 147V145H118ZM135 147V146H134ZM145 147V146H144ZM155 147V149H156ZM111 148V147H110ZM114 148V147H113ZM124 148V147H123ZM122 148V149H123ZM128 148V147H127ZM130 148V147H129ZM48 149V148H47ZM116 149V148H114ZM126 149V148H125ZM147 149V148H145ZM144 149V150H145ZM150 149L152 150V148L150 147ZM154 149V150H155ZM63 150V149H62ZM107 150V149H106ZM128 150V149H127ZM133 150V149H132ZM138 150V148H137ZM143 150L140 149V151ZM144 150L141 151L142 153H144ZM150 150V151H151ZM60 151V150H59ZM119 151V150H118ZM146 151V150H145ZM149 150L147 152H150ZM104 152V151H103ZM114 152V151H113ZM123 152V151H122ZM129 152V151H128ZM133 152V151H132ZM153 152V151H152ZM60 153V152H59ZM86 153V152H85ZM90 153V151H89ZM106 153V152H105ZM120 153V152H119ZM131 153V152H129ZM137 153H139L137 151ZM58 154V153H57ZM87 154V153H86ZM123 154V153H122ZM149 154V153H147ZM151 154V153H150ZM157 154V153H155ZM88 155V154H87ZM91 155H92V152H91ZM116 155V153L114 154ZM137 156V154L135 155ZM134 156V157H135ZM146 157V155H144ZM143 155L141 157H144ZM157 156V155H156ZM93 157V156H91ZM109 158V156H107ZM118 158V156H116ZM120 157V155H119ZM111 158V161L114 160L112 159V156L110 157ZM140 158V157H139ZM152 159L154 158V155L153 157H151ZM58 159V158H57ZM75 159V158H74ZM80 159V158H79ZM85 159H89V157L85 158ZM107 159V158H106ZM124 159V158H123ZM138 159V158H137ZM147 159V158H146ZM155 159V158H154ZM60 160V159H59ZM76 160V159H75ZM118 160V159H117ZM141 160V159H140ZM149 160V159H148ZM155 160H157L156 162H158V158H156ZM71 161V160H70ZM154 161V160H153ZM152 161V162H153ZM74 162V161H73ZM79 162H82L81 160H79ZM87 162V161H86ZM85 162V163H86ZM145 161L143 160V162H141L139 165L141 166L142 163H144ZM148 162H151L150 160ZM155 162V161H154ZM155 162V164H156ZM184 162H185V165L187 163V165L189 164L190 166H187L186 165V169H185V165H184ZM77 163V162H76ZM88 163V162H87ZM106 163V162H105ZM73 164V163H72ZM79 164V163H78ZM150 164V163H149ZM148 164V165H149ZM152 164V163H151ZM154 164V163H153ZM157 164V165H158ZM88 165V164H86ZM135 165H136V162H135ZM143 165V164H142ZM148 165L145 166L143 165V167H147L149 170L152 169L148 167ZM184 165V166H182ZM76 166L73 165L72 167ZM80 166V164H79ZM103 166H108V165H103ZM142 167V166H141ZM159 167V166H158ZM158 167H155L154 168H158ZM163 167L161 169H163ZM190 167V168H188ZM68 168V166H67ZM77 168L78 165H77ZM77 168H74L76 169V172L80 171V169L78 170ZM145 168H142L141 170L145 169ZM153 168V169H154ZM160 168V167H159ZM189 170H188V169ZM84 169V168H83ZM86 169H87V166H86ZM103 169V168H102ZM109 169V168H108ZM135 169V167H134ZM137 169V168H136ZM139 169V168H138ZM148 169H145L143 172L146 171V173H148V175L150 176V172H148L149 170ZM89 170V169H88ZM104 170V169H103ZM125 170V169H124ZM133 170V167L132 169ZM75 172V170H73ZM105 171V170H104ZM153 171H157V170H153ZM165 171V170H163ZM135 173V171H132V173ZM161 172V171H159ZM79 173V172H78ZM93 173V172H92ZM157 173V172H155ZM162 173V172H161ZM94 174V173H93ZM153 174V173H152ZM164 174V173H163ZM192 177H191V175ZM92 175V174H91ZM141 176H143V173H140ZM154 175V174H153ZM137 176V175H136ZM159 176V174H158ZM161 176V175H160ZM163 176V175H162ZM156 177V176H155ZM194 177V178H193ZM139 178V177H138ZM142 178V177H141ZM140 178V179H141ZM51 179V178H50ZM101 179V178H100ZM122 179V178H121ZM136 177L134 178L133 177V180H135ZM139 179V180H140ZM195 179V180H193ZM91 180V179H90ZM94 180V179H93ZM97 180V179H96ZM123 180V179H122ZM131 180V179H130ZM150 180V181H149ZM50 181V180H49ZM89 181V180H88ZM126 182V180H124ZM138 181V180H137ZM77 182V181H76ZM75 182V183H76ZM71 183V182H70ZM74 183V182H73ZM86 183H88L86 181ZM103 183V182H102ZM111 183V182H110ZM130 183H133V182H130ZM107 184V183H106ZM88 185V184H87ZM93 185V184H92ZM91 185V186H92ZM140 185V186H141ZM161 185H165V188L167 190V194H166V200H162L159 198L158 196V192L155 191L154 189L155 188H158L160 187ZM66 186V185H65ZM83 186V185H82ZM123 186V184H122ZM124 186H126V183L124 184ZM130 186V185H129ZM134 186V185H133ZM88 187V186H87ZM101 187V186H100ZM107 187V186H106ZM84 188V187H83ZM126 188V187H125ZM124 188V189H125ZM130 188V187H129ZM132 188V187H131ZM137 188V187H136ZM108 189V187H107ZM141 189V188H140ZM105 190V189H104ZM103 190V191H104ZM123 190V189H122ZM131 190V189H129ZM143 190V189H142ZM186 190V191H185ZM111 191V190H110ZM128 191V189H127ZM188 192L189 196L186 197L185 200H183L182 196H181V193L182 192ZM61 192V191H60ZM84 192V190H83ZM94 192V191H92ZM107 192H109L107 190ZM130 192V191H129ZM133 192V191H132ZM146 192V191H145ZM89 193V192H88ZM104 193V192H103ZM128 193V192H127ZM61 194V193H60ZM59 194V195H60ZM67 194V193H66ZM118 194V192H117ZM65 195V194H64ZM69 195V194H68ZM106 194L104 193L103 197L105 196ZM132 195V193H131ZM67 196V195H66ZM75 196V195H74ZM73 196V198H74ZM93 196V195H92ZM107 196V195H106ZM122 196V195H121ZM120 196V197H121ZM185 196V195H184ZM68 197V196H67ZM101 197V198H103ZM111 197V196H110ZM115 197V196H114ZM129 196L127 195L126 196V199L128 198ZM135 197V196H134ZM89 198V197H88ZM94 198V197H93ZM113 198V197H112ZM130 198V197H129ZM18 199V198H17ZM64 199V198H63ZM71 199V198H70ZM105 199V198H104ZM145 199V198H144ZM13 200V199H12ZM56 200V199H55ZM54 200V202H55ZM68 200V198H66V201ZM74 200V199H73ZM80 200V199H79ZM90 200H91V197H90ZM131 200V199H130ZM132 200L134 201V198H132ZM16 201V200H14ZM57 201V200H56ZM63 201V200H62ZM71 201V200H70ZM87 201V200H86ZM101 201H104V200H101ZM108 201V200H107ZM106 203H109L107 202ZM114 201V200H113ZM121 201V200H119ZM127 201V200H126ZM163 201H165V203H163ZM69 202V201H68ZM73 202V201H72ZM90 202V201H89ZM111 202V201H110ZM64 203H66L64 201ZM84 203V202H83ZM94 203V202H93ZM103 202H101L102 204ZM105 203V201H104ZM105 203V205H106ZM112 203V202H111ZM114 203V202H113ZM116 203H117V200H116ZM126 203V202H125ZM138 203V201H137ZM136 203V205H137ZM142 203V202H141ZM144 203V202H143ZM56 204V202H55ZM58 204V203H57ZM70 204V203H69ZM88 204V203H87ZM67 205V203H66ZM112 205V204H111ZM110 205V206H111ZM116 205V204H115ZM128 205V204H127ZM144 205V204H143ZM142 205V206H143ZM58 206V205H57ZM70 206V205H68ZM80 206V205H79ZM101 206H104V204H102ZM114 206V205H112ZM125 206V204H124ZM100 207V206H99ZM167 207H164V210L165 208ZM70 208V207H68ZM103 208V207H102ZM109 208V207H108ZM107 208V210H108ZM124 207H122L123 209ZM126 208V207H125ZM125 208L123 210H125ZM136 208V207H135ZM146 208V207H145ZM104 209V208H103ZM113 209V208H112ZM120 209V208H119ZM129 209V208H128ZM65 210V209H64ZM105 210H106V207H105ZM132 210V209H130ZM129 210V212H130ZM146 210V209H145ZM159 210V209H158ZM167 210V209H166ZM165 210V211H166ZM63 211V210H62ZM66 211V210H65ZM64 211V212H65ZM110 211V210H109ZM122 211V210H120ZM139 211V210H138ZM162 211V210H161ZM164 211V212H165ZM187 211V212H188ZM68 212V211H67ZM106 212V211H105ZM128 212V211H127ZM144 212V211H143ZM120 213V212H119ZM140 213V212H139ZM150 213V212H149ZM160 213V211H159ZM171 212H168V214H170ZM177 212H175L176 214ZM179 213V212H178ZM184 213V212H183ZM189 213V212H188ZM67 214V213H66ZM103 214V213H102ZM121 214V213H120ZM126 214L128 213H125L123 214V218L122 220L124 219L126 221V217L127 216ZM129 214L132 215V213L130 212ZM128 214V215H129ZM142 214V213H141ZM144 214V213H143ZM148 214V213H147ZM145 213V217H147V215ZM152 213H150L151 215ZM155 214V212H154ZM158 215V214H157ZM156 215V217L158 218V216ZM177 215H180V214H177ZM121 216V215H119ZM137 216H138V213H137ZM140 216V215H139ZM167 216V215H166ZM165 216V217H166ZM169 216V215H168ZM174 216V215H172ZM192 216V215H191ZM67 217V216H66ZM131 217V216H130ZM130 217L128 216V218L130 219ZM150 217V216H149ZM146 219V221L148 220V218ZM177 217L176 215L174 216V218ZM185 217V216H184ZM189 216H187L188 218ZM203 218V216H201ZM208 217V216H207ZM209 217L211 218L210 214H209ZM121 218V217H120ZM135 218V217H134ZM152 218V216L150 217V219ZM156 218V220H157ZM190 218L192 219V217H189L187 220L190 221ZM205 218V217H204ZM49 219V218H48ZM66 219V218H64ZM83 219V218H82ZM138 219V218H137ZM141 219V218H140ZM163 218H161L162 220ZM177 219V218H176ZM175 219V220H176ZM179 219V218H178ZM196 219V218H195ZM200 219V218H199ZM197 218L196 221L199 220ZM207 219V218H206ZM212 219V218H211ZM209 219V220H211ZM120 220V219H119ZM123 220V221H124ZM154 220V221H156ZM160 220V219H159ZM157 220V222H159L160 224V221ZM170 219L167 217V221L165 219V222L167 223H163V227H165V229H167V233H169V230H170V227L168 228V222L170 223L169 225H173L174 223L169 221ZM202 220V219H200ZM199 220V221H200ZM208 220V219H207ZM115 221V220H114ZM122 221V222H123ZM130 221V220H129ZM133 221V220H132ZM137 221V220H136ZM144 221V222H146ZM181 221V220H180ZM186 222L189 223V222ZM195 221V222H196ZM213 223L215 222V220L213 219L212 220ZM71 222V221H70ZM105 222V221H103ZM113 222V221H111ZM110 222V223H111ZM135 222V220H134ZM138 222V221H137ZM142 220L140 221V224H141ZM162 222V221H161ZM178 221L176 220V223ZM203 222V221H201ZM205 219H204V222L205 223ZM69 223V222H68ZM114 223V222H113ZM121 223V221H120ZM126 223H128L126 221ZM125 223V224H126ZM132 223V222H131ZM130 223V224H131ZM52 224V223H51ZM104 224V223H103ZM106 224V223H105ZM123 224L124 226V223H121ZM139 224V223H138ZM137 224V225H138ZM143 224V222H142ZM155 224V223H154ZM166 224V226H165ZM185 224V225H186ZM202 224V223H200ZM211 224V223H209ZM218 225V223H216ZM215 224V225H216ZM48 225V223L46 224ZM102 225V224H101ZM112 225V224H111ZM110 225V226H111ZM132 225V224H131ZM147 225V223H146ZM145 225V227H146ZM179 225V223L177 224ZM188 225V224H187ZM191 225H192V222H191ZM198 223H196L195 226H197ZM204 225V224H203ZM203 225L201 228H203ZM206 225V224H205ZM214 225V224H213ZM119 226H121L119 224ZM129 226V225H128ZM141 226H144V225H141ZM148 226V225H147ZM181 228H183L182 225H179ZM194 226V227H195ZM54 227V226H53ZM100 227V226H99ZM103 227V226H101ZM105 227V225H104ZM106 227H108V225H106ZM115 228V226H112ZM110 227V229L112 228ZM149 227V226H148ZM158 227V226H157ZM160 229L163 228L159 225ZM167 227V228H166ZM174 227V226H173ZM172 227V229H173ZM191 227V226H190ZM189 227V228H190ZM199 227V225L197 226ZM196 227V228H197ZM208 227V226H207ZM210 227V225H209ZM213 228L215 227H218V226H212ZM52 228V227H51ZM121 228V227H119ZM139 228H142L139 226ZM205 228V226H204ZM203 229H200V227L198 228L199 230H201V232L199 233V231L194 230L196 231V233L198 232L199 234H197L198 236L200 235L201 236V233L202 234H205V231L203 232ZM220 228V227H219ZM103 229V228H102ZM105 229V228H104ZM107 229V228H106ZM105 229V230H106ZM113 229V228H112ZM126 229V228H123V230ZM130 229V226L129 228ZM143 229V228H142ZM156 229V226H154V231ZM176 229V228H175ZM184 229V228H183ZM188 229V228H187ZM219 231L218 228H215ZM84 230V229H83ZM121 230V231H120ZM119 231V236H123L122 238L123 239H120V241L118 242L117 240V244L115 242V246L111 248V242L109 241V238H108V233H103V235H101L102 237V245L101 248L103 250H99L98 251V254L101 252L103 253V256L105 258V261H106V254H110L112 255L110 252V250L108 251V249L111 248V251L114 250V256L115 257H118V258H121L122 259V256L124 254H122L118 248H119V244L122 243V241L125 240V238L129 235V234H132L133 231H131L132 233H127L128 235L125 237V233L122 235L123 231L122 229H120ZM138 230V229H137ZM145 230V229H144ZM147 232H148V229H146ZM159 230V229H158ZM164 230V229H163ZM206 230V228H205ZM209 230V228H208ZM207 230V231H208ZM212 230V228H211ZM210 230V231H211ZM214 230V229H213ZM78 231V230H77ZM126 231V230H125ZM140 231V230H139ZM177 231H181V230H177L175 231V233ZM193 231V230H192ZM209 231V233H210ZM101 232H103L101 230ZM107 232L108 229H107ZM112 232V231H111ZM135 232L137 233V231L135 230ZM145 232V233H147ZM166 232V231H165ZM171 232V231H170ZM174 232V230H173ZM172 232V233H173ZM186 233V229L184 231ZM114 230H113V234H114ZM121 233V234H120ZM158 233V232H157ZM163 233L161 231L160 235L163 236ZM183 234V235H187L188 233L186 234ZM195 233V232H194ZM208 233V232H207ZM211 233V234H212ZM213 233V235H214ZM102 234V233H101ZM109 234H112V233H109ZM109 235L110 236V239L111 237L114 239L116 238L115 235ZM115 234H118V233H115ZM170 234L169 233V239H170ZM178 234V233H177ZM191 234V233H190ZM211 234H208V237L211 235ZM133 235V234H132ZM131 235V237H132ZM139 235V234H137ZM143 235V234H142ZM142 235H140L142 237ZM115 236V237H114ZM135 237H137L136 235H134ZM160 236V237H161ZM189 236V235H188ZM195 236V235H194ZM118 237V236H117ZM130 237V236H129ZM149 237V236H148ZM153 237V236H152ZM155 237V236H154ZM173 237H175V234H173ZM172 237V238H173ZM179 237V236H178ZM207 237V238H208ZM128 238V237H127ZM139 238V236H138ZM143 238V237H142ZM163 237H161L162 239ZM170 239V241L172 242L173 239ZM177 238V237H176ZM192 238V237H191ZM203 238H205L203 236ZM207 238H205V240H208ZM111 239V240H113ZM137 239V238H136ZM150 239V238H149ZM153 239V238H152ZM156 240V238H154ZM160 239V240H161ZM168 239V240H169ZM181 239V238H180ZM185 239V238H184ZM188 239V238H186ZM202 239V238H201ZM201 239H198L201 241ZM115 240V239H114ZM113 240V242H114ZM141 242H142V239H140ZM154 240V242H155ZM167 240V241H168ZM189 240V239H188ZM127 242V239L125 240ZM125 241L123 243H125ZM136 240H134L135 242ZM143 241H146L145 239ZM162 241V240H161ZM176 241V239H175ZM175 241H173V243H175ZM186 241V240H185ZM190 241V240H189ZM193 241V240H192ZM197 241V240H196ZM133 242V244H134ZM170 242V244H171ZM202 243L205 242V246H206V241H201ZM201 242H200V245H201ZM128 243V242H127ZM145 243V242H144ZM147 243V242H146ZM151 243V242H150ZM169 244V242H167ZM166 242L164 244H167ZM177 243V242H176ZM191 243V241H190ZM193 243V242H192ZM198 243V242H197ZM110 244V245H109ZM132 244V243H131ZM132 244V245H133ZM143 244V242H142ZM160 244V243H158ZM185 244V243H184ZM202 244V245H204ZM118 248L116 249L115 247ZM147 245V244H146ZM148 245L149 242H148ZM147 245V246H148ZM172 245V244H171ZM169 245V246H171ZM177 245V244H176ZM198 245V244H197ZM97 246V245H96ZM110 246V248H108ZM122 247V244L120 245ZM130 246V245H129ZM128 247V249H130ZM138 246V245H136ZM136 246H133V247H136ZM143 246V245H142ZM141 246V247H142ZM145 246V245H144ZM152 246V245H150ZM165 246V245H164ZM168 246V245H167ZM175 246V245H174ZM191 246V244L189 245ZM204 248H207L205 247ZM208 246V247H209ZM120 247V249H121ZM124 247V246H123ZM127 247H124V249H126ZM140 247V244H139V247L140 249L144 248ZM149 247V246H148ZM147 247V248H148ZM172 247V246H171ZM180 247V245L178 246ZM192 247V246H191ZM203 247V246H201ZM115 248V249H114ZM137 248V249H138ZM164 248V247H162ZM176 248V247H175ZM184 248V245L183 247L181 246V249H182V252H186L189 250L186 249V251L183 250ZM193 248H196V247H193ZM134 249V248H133ZM165 249V248H164ZM198 249V248H197ZM196 249V250H197ZM98 250V248H97ZM117 250L119 252H117ZM127 250V249H126ZM132 250V249H131ZM136 250V248H135ZM145 250H146V247H145ZM145 250L143 251V253L140 252L138 253L139 254V258L140 260H138L137 258V263L139 264H166L167 261L169 263H171L170 261H172V259L168 260L167 258V261L164 262V260L160 257V248L159 246H153L151 249H147V252L145 253ZM171 250V249H170ZM174 250V248H173ZM192 250L191 252L194 253L195 252V249L193 251V249H190ZM206 250V249H205ZM115 251L118 253V256L117 254H115ZM122 251H124L122 249ZM130 252V250H127ZM202 251H204L202 249ZM110 252V253H109ZM126 252V251H125ZM170 252V251H169ZM177 252H178V249H177ZM100 253V254H101ZM120 253L122 255H120ZM124 253V252H123ZM131 253V252H130ZM126 254L125 257H126V262H128L129 264H135L133 261V253L132 254ZM166 253V251H165ZM173 254H175L174 252H172ZM171 253V254H172ZM179 253V252H178ZM190 253L191 255H194ZM200 254L198 251L196 252V254ZM91 254V253H90ZM136 254V255H138ZM168 254V252H167ZM170 254V253H169ZM168 254V255H169ZM181 254V252L179 253ZM102 255V254H101ZM99 255V256H101ZM109 255V258L112 257L113 260L111 259H108V261H115V263H118L116 262L117 260L115 259L114 256H110ZM120 255V257H119ZM128 255V256H127ZM177 255V253L175 254ZM184 255V254H183ZM181 254V257L183 256ZM189 255V254H188ZM187 255V256H188ZM180 256V255H179ZM185 256V255H184ZM196 256V255H194ZM193 256V257H194ZM200 256V255H199ZM169 257V256H168ZM180 257V258H181ZM192 257V256H191ZM190 257V258H191ZM171 258V256L169 257ZM189 257H187L188 259ZM189 258V259H190ZM125 259V258H124ZM181 259H184V258H181ZM133 260V261H132ZM179 260V259H178ZM177 260V261H178ZM185 260V259H184ZM121 261V260H120ZM119 261V262H120ZM123 261V260H122ZM121 261V262H122ZM176 261V260H175ZM176 261V263H178ZM113 262H111L113 264ZM174 262V261H173ZM172 262V264H173ZM181 262H183V260H181ZM191 262V261H190ZM103 263H108V262H103ZM187 263V262H186ZM120 264H124L123 262L120 263ZM189 264V263H187Z\"/></svg>",
  "mask_w": 264,
  "mask_h": 264
}]
</instances>
